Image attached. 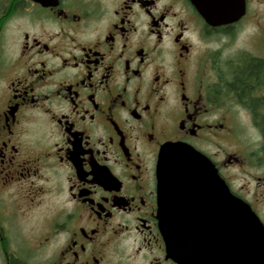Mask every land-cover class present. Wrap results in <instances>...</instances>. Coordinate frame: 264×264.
Here are the masks:
<instances>
[{
  "label": "flooded vegetation",
  "instance_id": "1",
  "mask_svg": "<svg viewBox=\"0 0 264 264\" xmlns=\"http://www.w3.org/2000/svg\"><path fill=\"white\" fill-rule=\"evenodd\" d=\"M256 7L211 26L190 0H0V264H180L159 216L167 143L208 157L264 227L258 22L240 43Z\"/></svg>",
  "mask_w": 264,
  "mask_h": 264
},
{
  "label": "water",
  "instance_id": "2",
  "mask_svg": "<svg viewBox=\"0 0 264 264\" xmlns=\"http://www.w3.org/2000/svg\"><path fill=\"white\" fill-rule=\"evenodd\" d=\"M190 1L211 26L246 14V0ZM157 180L168 254L180 264H264V227L208 157L187 144L167 143L159 153Z\"/></svg>",
  "mask_w": 264,
  "mask_h": 264
},
{
  "label": "rangeland",
  "instance_id": "3",
  "mask_svg": "<svg viewBox=\"0 0 264 264\" xmlns=\"http://www.w3.org/2000/svg\"><path fill=\"white\" fill-rule=\"evenodd\" d=\"M252 11H257L258 13H260V17L256 20L255 22L251 20V22L248 23L247 21V24L245 26H243L242 28V34L240 35V43L242 44L243 47H249L251 48L252 45L254 44V41H255V34L256 32L258 31L257 29V22L259 23V27H262L264 30V7H256V8H252L251 9ZM252 13V12H251ZM253 14V13H252ZM228 144L227 146L230 147L232 150L235 149L236 147V142L235 141H232V140H228L227 141ZM232 174L234 175V179L237 178V175H238V169H232ZM240 181L238 178H237V181H235L234 185L235 186H239V182ZM237 182V183H236ZM252 186H254V184H252ZM33 264H42L41 262V259H37L35 261L32 262Z\"/></svg>",
  "mask_w": 264,
  "mask_h": 264
}]
</instances>
